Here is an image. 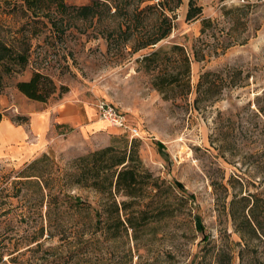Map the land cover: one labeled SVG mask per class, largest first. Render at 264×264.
I'll use <instances>...</instances> for the list:
<instances>
[{"label":"rangeland","instance_id":"374dc122","mask_svg":"<svg viewBox=\"0 0 264 264\" xmlns=\"http://www.w3.org/2000/svg\"><path fill=\"white\" fill-rule=\"evenodd\" d=\"M247 2L248 27L238 36L246 42L202 60L191 57L192 92L174 101L151 87V76L136 62L146 49L108 50L88 23L79 22L80 29L63 36L30 39L26 68L2 73V122L15 137L0 142V264H262L264 240L246 232L243 221L253 200L264 213V0H197L203 16L220 30L229 25L222 8ZM186 9L182 0L171 34L160 43H184L191 53L193 45L205 49L207 42L198 40L199 19L184 20ZM0 17L11 27L3 38L16 44L12 30L25 20ZM207 70L216 72L212 79L234 77L238 84L197 106L195 87ZM33 71L56 87L45 102L27 98L15 86ZM100 101L122 114L130 130L102 118ZM58 108L84 118L74 125L56 122ZM88 111L103 123L100 128L92 126ZM121 138L139 140L144 166L164 184L152 208L133 220L136 232L127 228L112 237L110 200L90 188L67 186L64 173L75 157L113 142L123 146ZM42 154L49 157L52 198L38 180L23 184L18 176ZM169 182H178L190 199L181 198L177 188L165 189ZM160 198L171 202L173 215L156 212ZM195 214L203 232L196 230ZM35 239L41 241L38 248Z\"/></svg>","mask_w":264,"mask_h":264},{"label":"trees","instance_id":"16d2710c","mask_svg":"<svg viewBox=\"0 0 264 264\" xmlns=\"http://www.w3.org/2000/svg\"><path fill=\"white\" fill-rule=\"evenodd\" d=\"M181 3L182 0H89L88 3L74 5L65 0H0V16L25 20L12 30L11 38L17 42L12 44L3 38L7 31L11 32V27H6L0 17V93L2 73L24 70L29 64L31 38L40 34H46V37L63 36L73 28L80 29L78 23L82 22L88 23L105 39L108 50L122 54L146 49L145 53L136 58V62L151 76V87L166 100L185 98L192 92L191 57L193 60H202L206 54H219L233 44L246 42V38L239 39L238 36L242 29L248 27L249 19L245 9L250 3L223 7L222 14L229 25L220 30L212 18L203 16L202 6L197 0H187L184 20L190 22L199 19L201 36L198 40L207 42L205 49L193 45L191 53L184 43H160L171 34L175 25V11ZM215 74L209 70L200 74L195 87L194 103L197 106L201 101L217 100L224 88L238 84L234 77L217 75V78L212 79ZM15 86L27 98L42 102L56 88L52 80L39 71H33L28 79L17 81ZM2 116L0 109V121ZM121 139L123 146L113 142L75 157L69 164L70 170L64 173L67 186L90 188L110 200L115 224L112 237H116L118 232H126L127 228L136 232L138 227L133 220L139 219L138 215L142 217L148 208H152L154 197L162 190L160 184H164L163 180L159 183V178L144 166L138 153L139 140L131 138L128 142ZM48 162L49 157L42 154L31 161L18 176L23 184L38 180L34 182H39L40 187L49 190L48 194L52 198L51 171H46ZM172 187L181 192V198L190 199V195H186V190L178 182H169L164 186L168 190ZM118 196L125 199L117 201ZM158 200L156 207H153L157 213L161 212L163 217L174 214L168 213V205L171 203L168 199ZM194 223L196 230L203 232L199 215H194ZM243 223L246 232L264 240V213L257 211L256 200L252 201ZM237 230L244 232L241 228ZM241 234L243 237L244 233ZM203 238L207 239V236L203 234ZM33 242L35 248L41 246V241L35 239Z\"/></svg>","mask_w":264,"mask_h":264},{"label":"built area","instance_id":"2783aa9c","mask_svg":"<svg viewBox=\"0 0 264 264\" xmlns=\"http://www.w3.org/2000/svg\"><path fill=\"white\" fill-rule=\"evenodd\" d=\"M97 107H98V110L102 118L107 119L111 124L115 126L123 127L126 130L127 129L130 130V127L125 122L124 116L118 113L117 111H115L112 107L107 105L105 102L100 101L99 103H97ZM131 130L135 131L134 128ZM132 136L134 135L132 134Z\"/></svg>","mask_w":264,"mask_h":264},{"label":"crops","instance_id":"0c3cea01","mask_svg":"<svg viewBox=\"0 0 264 264\" xmlns=\"http://www.w3.org/2000/svg\"><path fill=\"white\" fill-rule=\"evenodd\" d=\"M86 114H89L90 121L92 126H94L95 128H100L102 126V122H100L99 120H96V118H94V114L92 111H88ZM83 113L80 112L79 114H73V113H67V112H63L60 110V108L57 109V115L55 117V121L56 122H64V123H70V124H77L78 122L83 120ZM0 123H2V119L0 121ZM6 123V122H4ZM7 124V123H6Z\"/></svg>","mask_w":264,"mask_h":264},{"label":"bare ground","instance_id":"6f19581e","mask_svg":"<svg viewBox=\"0 0 264 264\" xmlns=\"http://www.w3.org/2000/svg\"><path fill=\"white\" fill-rule=\"evenodd\" d=\"M15 137V131L12 128L2 122L0 123V142L4 141L5 139H12Z\"/></svg>","mask_w":264,"mask_h":264}]
</instances>
